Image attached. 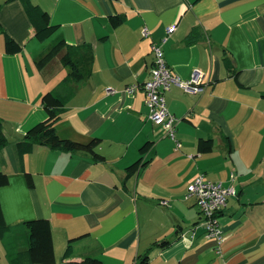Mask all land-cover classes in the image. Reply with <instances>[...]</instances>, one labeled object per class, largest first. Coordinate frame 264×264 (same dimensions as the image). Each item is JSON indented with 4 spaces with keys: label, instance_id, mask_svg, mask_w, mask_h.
<instances>
[{
    "label": "crops",
    "instance_id": "1",
    "mask_svg": "<svg viewBox=\"0 0 264 264\" xmlns=\"http://www.w3.org/2000/svg\"><path fill=\"white\" fill-rule=\"evenodd\" d=\"M33 2L59 26L44 41L22 0H0V23L21 46L7 51L0 32V117L9 139L0 149V171L9 177L0 187L9 227L0 238L2 264L28 248L26 222L37 218L51 223L55 264H82L88 256L136 264L147 252L148 264H264V0ZM173 24L163 43L167 63L184 80L198 71L205 87L192 93L174 85L166 94L179 147L149 118L144 90L126 89L148 80L151 44ZM59 35L72 46L91 45L90 78H69L67 48L38 65ZM47 92L66 100L58 135L81 143L100 138L103 161L45 145L19 156L16 143L49 116ZM201 138L213 139L212 151H199ZM149 141L148 164L130 174ZM200 173L237 191L218 215L223 254L207 237L196 201L185 199Z\"/></svg>",
    "mask_w": 264,
    "mask_h": 264
},
{
    "label": "trees",
    "instance_id": "2",
    "mask_svg": "<svg viewBox=\"0 0 264 264\" xmlns=\"http://www.w3.org/2000/svg\"><path fill=\"white\" fill-rule=\"evenodd\" d=\"M25 9L31 19L36 30V37L41 40L51 38L59 29V26L51 23L50 13L45 11L42 7L35 4L33 0H22ZM1 6V3H0ZM121 19L112 17L113 25L117 26ZM0 32L5 36L6 49L11 53L21 50V46L17 43L2 27L0 23ZM63 48H67L66 53L62 57L65 65L69 66L71 71L69 78L74 81L86 80L91 77L93 73V51L89 44L82 46H72L65 42L63 37L54 41L51 47L37 59L39 66L45 65L53 57H55ZM65 99H62L54 92H47L42 98L44 107L48 112V118L35 126H33L21 139L16 143V148L19 156H23L33 151L38 145L49 146L54 149H61L64 151H83L90 153L95 160L103 161L105 157L96 151L101 139L95 138L89 143H81L69 139L61 138L56 130L57 122L62 118V113L65 107ZM3 119L0 117V149L9 144V139L4 132ZM153 143L151 141L145 143L141 149L140 158L128 167L130 174L137 173L148 164L145 160V155L151 149ZM198 149L202 153L212 151L213 139L201 138L199 140ZM29 177V184H32V179ZM9 183V177L6 173L0 171V187ZM29 229V246L27 249L17 252L13 258L12 264H55V250L52 237V228L49 219L37 218L26 222ZM1 202H0V238H3L8 230ZM167 242L163 244L166 245ZM73 251L72 240L69 242L65 250V258L69 257ZM150 260L148 252L137 256L136 264H148ZM0 264L1 255H0ZM82 264H104L99 258L88 256Z\"/></svg>",
    "mask_w": 264,
    "mask_h": 264
},
{
    "label": "built area",
    "instance_id": "3",
    "mask_svg": "<svg viewBox=\"0 0 264 264\" xmlns=\"http://www.w3.org/2000/svg\"><path fill=\"white\" fill-rule=\"evenodd\" d=\"M176 26L173 24L167 28V35L162 39V42H153L151 50L154 54V64L151 69V74L148 80L140 86L132 84L127 86L129 93H134L138 88H142L146 95V104L149 108V118L157 124H162L167 131V135L177 142L176 126L177 117L169 110L166 101V94L172 86L179 85L185 91L198 93L205 90L202 84L201 74L195 71L191 78L181 79L177 76L173 69L169 66L165 59L163 43H165L169 35L174 32ZM144 36L150 35V29L145 26L142 30ZM234 177V174H232ZM237 191L233 185H225L223 181L212 180L207 178L205 173H200L187 188L185 199H194L199 206L200 213L203 218L205 233L207 237L215 240V251L218 254H223L222 244L226 240V235L221 228L218 215L227 206L228 199L232 195H236ZM163 204H168V201L163 200Z\"/></svg>",
    "mask_w": 264,
    "mask_h": 264
}]
</instances>
